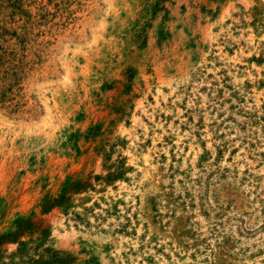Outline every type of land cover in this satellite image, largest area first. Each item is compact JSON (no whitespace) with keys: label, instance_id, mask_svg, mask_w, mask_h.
<instances>
[{"label":"rangeland","instance_id":"obj_1","mask_svg":"<svg viewBox=\"0 0 264 264\" xmlns=\"http://www.w3.org/2000/svg\"><path fill=\"white\" fill-rule=\"evenodd\" d=\"M0 264H264V0H0Z\"/></svg>","mask_w":264,"mask_h":264},{"label":"bare ground","instance_id":"obj_2","mask_svg":"<svg viewBox=\"0 0 264 264\" xmlns=\"http://www.w3.org/2000/svg\"><path fill=\"white\" fill-rule=\"evenodd\" d=\"M132 159V158H131Z\"/></svg>","mask_w":264,"mask_h":264}]
</instances>
